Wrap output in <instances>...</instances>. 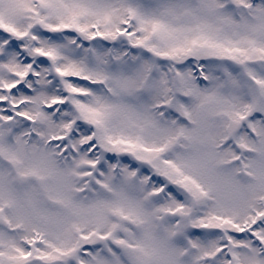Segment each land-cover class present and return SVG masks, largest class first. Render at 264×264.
Masks as SVG:
<instances>
[{
  "label": "snow or ice",
  "instance_id": "1",
  "mask_svg": "<svg viewBox=\"0 0 264 264\" xmlns=\"http://www.w3.org/2000/svg\"><path fill=\"white\" fill-rule=\"evenodd\" d=\"M0 264H264V0H0Z\"/></svg>",
  "mask_w": 264,
  "mask_h": 264
}]
</instances>
